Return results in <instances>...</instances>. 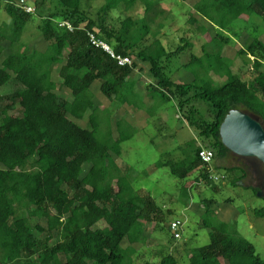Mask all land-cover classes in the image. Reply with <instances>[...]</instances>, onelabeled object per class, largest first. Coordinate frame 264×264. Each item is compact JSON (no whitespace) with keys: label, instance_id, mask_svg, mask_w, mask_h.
<instances>
[{"label":"trees","instance_id":"1","mask_svg":"<svg viewBox=\"0 0 264 264\" xmlns=\"http://www.w3.org/2000/svg\"><path fill=\"white\" fill-rule=\"evenodd\" d=\"M95 1L99 0H35V12L28 14L17 6L19 2L0 0V10L8 17L0 26V58L6 53L0 62V264H134L138 246L146 241L147 226L163 222L156 201L138 193L131 171L123 172L113 156L121 155V145L133 137L135 127L125 118L118 120L115 138L112 111L105 110L107 116L101 120L100 105L91 92L92 85L100 82L112 105H129L151 116V108L135 91L132 75L138 62L149 64L156 82L148 85L149 93H156L162 102L175 100L182 119L196 132V139L181 148L183 158L168 162L170 173L185 181L200 171L196 179L218 190V181L210 179L212 167L199 159V151L205 148L215 154V169L239 171L233 185L246 178L243 168L223 166L232 153L222 143L220 127L232 110L264 124V42L255 38L237 52L245 64H251L253 78L245 81L234 74L233 62L223 55L232 42L224 31L253 18L264 25V0H199L193 5L216 33L202 45L201 56L192 54L183 65L194 75L188 84L172 80V75L181 56L194 48L195 36L180 37L181 45L174 50L158 38L147 43L150 30L145 24L135 28L137 22L125 18L116 28L108 21L115 20L112 10L123 4L128 10L138 0L122 4L106 0L97 16L91 17L83 7ZM141 1L149 9L159 0ZM35 17L41 20L38 29L48 44L44 51L22 41ZM59 22H69L74 30L59 27ZM90 32L117 54L134 56L133 65L119 66L94 47ZM58 67L61 85L71 92V99L57 94L53 73ZM6 87L10 90L3 94ZM18 106L20 115H12ZM86 117L85 128L76 120ZM103 122L107 128L101 132ZM163 164L159 161L156 167ZM183 189L187 194L185 184ZM205 205L209 216L210 202ZM254 212L264 217V208ZM204 226L210 230L211 243L188 250L189 264H264L235 225L207 219ZM159 264L179 262L167 255Z\"/></svg>","mask_w":264,"mask_h":264},{"label":"rangeland","instance_id":"2","mask_svg":"<svg viewBox=\"0 0 264 264\" xmlns=\"http://www.w3.org/2000/svg\"><path fill=\"white\" fill-rule=\"evenodd\" d=\"M13 1L16 4L19 2V0ZM26 1L31 6L35 5V0ZM115 1L119 4L125 2L124 0ZM198 1L159 0L153 8L147 9L145 4L138 0L128 10H125V4L112 10L110 14L115 20L112 21L113 23L109 19L108 21L116 28L120 27L121 21L125 18H132L137 22L135 28L145 24L150 30L146 42L150 43L158 38L168 50H174L181 45L180 37L195 36L194 48L181 56L180 63L175 66L178 69L172 75V80L188 84L193 81L194 75L183 65L187 63L190 55L201 56L202 45L210 41L216 33L208 21L194 12L193 5ZM105 3L106 0L89 2L83 9L91 17H96ZM55 8L56 3L53 2L51 10L55 11ZM7 21V14L1 9L0 26ZM40 23L41 20L35 17L25 30L22 41L30 47L44 51L48 44L38 29ZM224 34L230 36L232 42L224 48L223 55L233 62L234 74L241 75L245 81L250 82L253 78L251 64H245L243 59L237 56V52L255 38L264 42L263 23L253 18L252 21L231 26V29L224 31ZM5 56L6 53L0 58V62ZM137 64L132 75L136 81L135 91L151 108V116L129 105L113 108L110 101L102 94L100 82L94 83L91 87L94 101L98 106L100 105L97 112L99 118L101 120L106 118L105 110L112 111L109 113L112 115L110 125L115 138H118L116 129L118 120L125 118L127 123L135 127L133 137L121 145V155L113 156L123 172L131 171L130 179H133L138 193L152 197L163 212L160 216L163 215V222L156 220L147 226L143 234L146 241L138 246L139 252L133 257L134 264L145 262L159 264L167 255H173L179 264H189L185 258L188 250L201 248L211 243L210 230L204 226L207 219H218L235 225L239 234L255 246L257 254L264 260V217H258L254 212L264 208V164L255 158L230 155L223 166L241 167L246 171L243 182L233 185V181L239 176V171H227L223 167L215 169L213 162L211 167L214 175L222 178L215 182L218 190H214L212 185L202 179H196L200 171L191 173L185 181L174 177L170 173L168 162H177L183 158L184 153L181 148L196 139V132L182 119L175 100L162 102L156 93L154 95L153 92L149 93L148 85L156 84L149 72V64L139 62ZM53 81L57 84L58 95L67 99L72 98L71 92L61 85L59 67L53 73ZM9 90L10 87H6L2 92L7 94ZM152 96L155 97L154 100ZM20 110L18 106L11 114L18 116ZM87 119L86 117L84 120L76 121L86 128L88 127ZM106 128L107 122H103L101 132L106 131ZM199 142L200 146L204 147V143ZM159 161L164 163L162 168L156 167ZM89 169L90 166L86 165L84 171L88 172ZM184 184L188 188V195L184 192ZM253 188L258 189L259 192L255 194ZM206 202L208 205L210 202L211 206L212 214L209 216L205 212ZM23 215L27 217L26 213ZM174 220H181L184 223L179 240H175L168 230L169 224ZM32 221L34 224L39 222ZM40 223L44 224V221ZM125 246H128L127 241L124 242Z\"/></svg>","mask_w":264,"mask_h":264},{"label":"water","instance_id":"3","mask_svg":"<svg viewBox=\"0 0 264 264\" xmlns=\"http://www.w3.org/2000/svg\"><path fill=\"white\" fill-rule=\"evenodd\" d=\"M223 145L234 155L264 164V126L253 116L232 110L220 127Z\"/></svg>","mask_w":264,"mask_h":264},{"label":"built area","instance_id":"4","mask_svg":"<svg viewBox=\"0 0 264 264\" xmlns=\"http://www.w3.org/2000/svg\"><path fill=\"white\" fill-rule=\"evenodd\" d=\"M25 2H26V0H20L17 6L20 7L21 9H23L28 14L34 13L35 9L32 6H27L25 4ZM59 27L67 28L70 31L74 30V27L69 22H60ZM88 37H89L90 43L94 47L100 48L103 51H105L107 54H109L110 57L113 60H115L119 66L124 67V66H132L133 65L134 62H133L132 57H128V56L125 57V56L117 54L109 44H107L103 40L99 39L95 33H91V32L88 33ZM198 155H199L200 161L204 165L212 166V164L215 160V154L213 151H211L209 149L201 148ZM210 179H212L214 181H219L222 178L214 175V173H213L210 175ZM183 226H184V223L181 220H174L170 223L169 228H170V231H171L174 239H176V240L181 239V230H182Z\"/></svg>","mask_w":264,"mask_h":264},{"label":"crops","instance_id":"5","mask_svg":"<svg viewBox=\"0 0 264 264\" xmlns=\"http://www.w3.org/2000/svg\"><path fill=\"white\" fill-rule=\"evenodd\" d=\"M113 106V108H115V106L114 105H112Z\"/></svg>","mask_w":264,"mask_h":264},{"label":"clouds","instance_id":"6","mask_svg":"<svg viewBox=\"0 0 264 264\" xmlns=\"http://www.w3.org/2000/svg\"><path fill=\"white\" fill-rule=\"evenodd\" d=\"M60 23V22H59ZM170 225V224H169ZM171 232V231H170ZM176 240V239H175Z\"/></svg>","mask_w":264,"mask_h":264}]
</instances>
